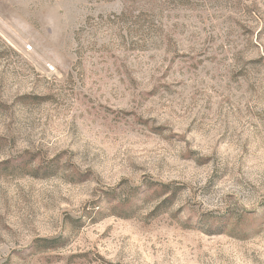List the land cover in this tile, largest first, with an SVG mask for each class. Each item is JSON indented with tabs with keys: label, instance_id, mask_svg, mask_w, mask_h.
<instances>
[{
	"label": "rangeland",
	"instance_id": "1",
	"mask_svg": "<svg viewBox=\"0 0 264 264\" xmlns=\"http://www.w3.org/2000/svg\"><path fill=\"white\" fill-rule=\"evenodd\" d=\"M0 264H264V0H0Z\"/></svg>",
	"mask_w": 264,
	"mask_h": 264
}]
</instances>
